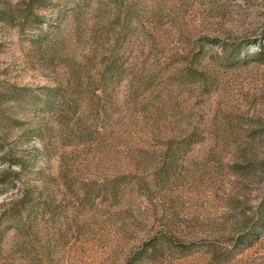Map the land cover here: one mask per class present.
I'll list each match as a JSON object with an SVG mask.
<instances>
[{"label": "rangeland", "instance_id": "1", "mask_svg": "<svg viewBox=\"0 0 264 264\" xmlns=\"http://www.w3.org/2000/svg\"><path fill=\"white\" fill-rule=\"evenodd\" d=\"M0 13V264H264V0Z\"/></svg>", "mask_w": 264, "mask_h": 264}, {"label": "trees", "instance_id": "2", "mask_svg": "<svg viewBox=\"0 0 264 264\" xmlns=\"http://www.w3.org/2000/svg\"><path fill=\"white\" fill-rule=\"evenodd\" d=\"M50 98H51V94L48 92L47 89H45L44 98H38V96H31L29 100V105L30 106H37V105L48 106L50 103Z\"/></svg>", "mask_w": 264, "mask_h": 264}]
</instances>
